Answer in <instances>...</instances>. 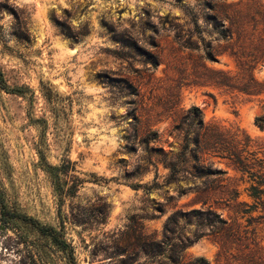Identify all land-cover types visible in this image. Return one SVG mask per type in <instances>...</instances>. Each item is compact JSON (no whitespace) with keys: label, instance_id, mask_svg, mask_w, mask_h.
Listing matches in <instances>:
<instances>
[{"label":"rangeland","instance_id":"1","mask_svg":"<svg viewBox=\"0 0 264 264\" xmlns=\"http://www.w3.org/2000/svg\"><path fill=\"white\" fill-rule=\"evenodd\" d=\"M191 107L249 139L254 182L176 159ZM261 116L264 0H0V264H264Z\"/></svg>","mask_w":264,"mask_h":264},{"label":"trees","instance_id":"2","mask_svg":"<svg viewBox=\"0 0 264 264\" xmlns=\"http://www.w3.org/2000/svg\"><path fill=\"white\" fill-rule=\"evenodd\" d=\"M188 44L189 42L183 43V47L190 49L191 45ZM205 58L210 62L215 61L212 52H207ZM218 75L220 77L215 81L217 85L237 89L240 92H249L248 87L245 85L241 86L239 82H234L233 79L226 77L223 73H218ZM255 124L260 129H264V116L256 118ZM180 127H185V130L183 133V146L176 159L178 160L180 156L185 155L192 158L195 162L193 169L196 171L198 179L217 182L224 175V172L220 169H215L211 165L204 163V160H201L202 155L210 152L215 157L229 160L237 170L248 174L253 182L256 180V173L253 170L257 162H255L253 154L249 152L250 141L243 133L236 131L231 137H228L221 133L216 126H206L202 121L201 111L197 107H191L184 113L179 121V125H177V128ZM153 135L152 139L155 140L156 135ZM177 160L170 159L168 162H165V167L169 170V178L173 181L179 179L178 175L181 172V169L177 165ZM258 185L264 186V183ZM251 188L255 190V186L252 185ZM263 193L264 191L261 192V194ZM252 197L256 198L255 195H252ZM190 213L193 215L211 216L212 219L208 218L207 225L218 228L221 231L228 225L224 219L220 218L213 211H208L207 214H203L200 211H191Z\"/></svg>","mask_w":264,"mask_h":264}]
</instances>
